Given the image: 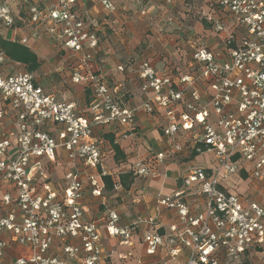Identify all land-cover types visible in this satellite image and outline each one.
<instances>
[{"label":"built area","instance_id":"1","mask_svg":"<svg viewBox=\"0 0 264 264\" xmlns=\"http://www.w3.org/2000/svg\"><path fill=\"white\" fill-rule=\"evenodd\" d=\"M20 1L28 5L33 35L43 28L78 54L81 69L91 68L98 36L91 22L78 14L77 0H47L43 6ZM101 2L112 7L109 0ZM207 2L209 9L201 10L200 17L213 32L223 34L228 59L221 60L200 44L192 54L195 68L176 79L142 62L138 75L144 99L137 106L122 105L114 89L98 77L87 75L92 90L91 114L79 115L72 103L58 101L36 85L30 72L6 73L2 68L6 57L0 52V99L13 112L17 127L15 152L11 154V140L2 131L5 110L0 109V179L16 188L14 203L18 210V215H0V235L9 234L23 248L5 263L8 244L0 239V264H104L101 228L117 237L120 244L129 243L141 220L118 226L114 210L101 224L83 220L80 200L84 182L78 170L64 175L61 191L46 182L39 189L35 176H42L40 158L53 161L57 149H63L72 162L99 170L88 179L91 192L100 195L98 178L106 171L92 126L119 125L125 128L123 137H136L135 114L139 109L148 114L163 112L166 122L162 132L169 149L135 161L132 170L136 175L154 174L155 162L181 151L177 141L181 134L196 133L193 150L213 154L210 168H188L180 177L181 188L159 198L160 206L176 210L182 229L172 225L162 234L154 228L147 230L142 238L145 254L163 249L174 259L185 248L186 258L176 264H224L222 256L232 264H250L244 253L256 249L264 252V207L224 186L243 171L264 191V0ZM14 21L7 1L0 0V29L13 26ZM236 36L239 40L232 47ZM20 42L25 43L26 38ZM80 78L76 75L73 81ZM200 86L210 91L206 106L200 105ZM48 123L62 126L55 136L43 129ZM183 189H194L204 196L203 212L190 214L191 205ZM3 200L7 204L9 197ZM66 238H77L80 245L64 244L62 255H51L54 242Z\"/></svg>","mask_w":264,"mask_h":264},{"label":"crops","instance_id":"2","mask_svg":"<svg viewBox=\"0 0 264 264\" xmlns=\"http://www.w3.org/2000/svg\"><path fill=\"white\" fill-rule=\"evenodd\" d=\"M6 1L15 21L13 26L0 29V37L18 42L34 52L39 62L38 68L30 72L35 84L51 93L56 100L72 103L74 111L79 115L89 117L91 114L92 90L89 81L85 79L87 75L98 77L114 89L122 105L137 106L144 99L140 91L142 80L138 75L142 62L146 61L157 73L176 79L178 75L195 68L192 54L200 44L218 54L221 60L228 59L223 34L213 32L209 24L199 16L201 10L209 9L207 0H109L111 8L105 7L101 0H77L78 14L91 22L98 36L90 69H81L78 66V54L65 48L61 40L48 35L43 28H39L37 35L32 34L33 25L26 12L28 5L20 0ZM30 3L43 6L47 0H30ZM22 37L26 38L25 43L20 42ZM238 40L239 36H236L231 46H235ZM2 68L6 73L29 72L24 63L7 57ZM76 75L81 77L77 82L73 81ZM199 90L200 105L206 106L210 91L204 86H200ZM0 109L5 110L2 131L11 140L9 152L13 154L17 131L15 117L1 99ZM165 122L162 111L148 114L139 109L135 114L136 137H123L121 132L125 128L119 125L92 126V136L101 148V162L106 171L98 178L102 185L100 195L91 192L88 179L89 175L99 170L72 162L63 149H57L53 161L45 157L39 159L42 176H35L39 189L46 182L56 191H61L64 175L74 170L80 172L84 182L80 200L83 220L101 224L111 210L118 216V226L131 225L141 220L128 244H120L117 237L109 236L105 229H100L104 264H176L186 258L185 248L174 259L163 249L152 255L145 254L142 238L151 228L160 234L169 232L172 225L182 229L176 210L160 206L158 200L181 188L180 177L188 168H210L213 154L208 150L201 153L193 150L195 140H198L196 133L181 134L177 138L182 146L181 151L160 163L155 162L154 174L136 175L132 170L135 161L169 149L168 138L162 132ZM61 127L60 124L48 123L43 129L55 136ZM109 138L118 145L123 157L116 158ZM105 176L109 178L108 184L104 180ZM224 186L264 207L262 185L249 179L243 171L230 178ZM16 192L13 184L0 179V215L10 212L18 215L14 203ZM184 192L191 205L190 214L205 210L203 195L194 189ZM6 195L9 197L7 204L3 200ZM0 239L6 240L8 244L4 250L5 263L23 251L21 246L11 240L9 234H1ZM64 244L79 246L80 242L77 238L55 241L49 253L62 255ZM129 252L131 255H128ZM222 259L224 264H232L228 257L222 256ZM244 259L250 264H264V252L261 249L249 250L244 253Z\"/></svg>","mask_w":264,"mask_h":264},{"label":"trees","instance_id":"3","mask_svg":"<svg viewBox=\"0 0 264 264\" xmlns=\"http://www.w3.org/2000/svg\"><path fill=\"white\" fill-rule=\"evenodd\" d=\"M0 52L12 61L24 63L29 72L34 71L39 66L38 59L34 52L18 42L5 40L0 37ZM109 139L115 151L116 158L123 157L118 145L113 143L112 138ZM104 180L107 184L110 182L109 178L106 176L104 177Z\"/></svg>","mask_w":264,"mask_h":264},{"label":"rangeland","instance_id":"4","mask_svg":"<svg viewBox=\"0 0 264 264\" xmlns=\"http://www.w3.org/2000/svg\"><path fill=\"white\" fill-rule=\"evenodd\" d=\"M199 16H200V15H199ZM196 18H197L198 20H200L198 16H197Z\"/></svg>","mask_w":264,"mask_h":264}]
</instances>
